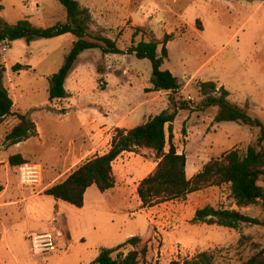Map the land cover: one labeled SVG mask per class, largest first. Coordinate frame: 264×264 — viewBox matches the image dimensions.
Wrapping results in <instances>:
<instances>
[{
  "label": "rangeland",
  "instance_id": "obj_1",
  "mask_svg": "<svg viewBox=\"0 0 264 264\" xmlns=\"http://www.w3.org/2000/svg\"><path fill=\"white\" fill-rule=\"evenodd\" d=\"M77 1L80 9L90 17V33L116 40L118 48L123 51H127L133 42L154 38L161 43L158 51L161 55L165 37L170 33L168 59L161 69L170 71L180 84L177 93L156 92L151 82L150 61L129 54L105 56L100 50L87 51L78 59L65 84L69 96L64 104L67 108L81 106L82 126L90 123L92 113L108 111L105 108H134L147 99L148 92H152L157 93L153 103L156 111L152 115L177 111L174 143L179 153L188 154L190 161H201L197 155L203 160L221 159L233 149L244 153L249 145L257 144L260 129L233 122L216 123L219 107L207 106V96L201 92V84L216 83V97L220 96L221 88L225 89L230 93L228 100L232 104L246 109L250 116L258 117L264 124V4L248 0ZM0 5L3 7L0 17L9 24L29 20L36 27L47 29L64 23L67 18L65 8L56 0H0ZM148 19L149 23L144 24ZM139 27L146 32L136 33ZM75 41L76 38L69 34L31 43L20 39L9 43L6 52L4 46H0V62L7 69L3 86L16 104L8 122L0 125V143L9 132L8 125L17 120L19 114L38 120L46 128L47 135L55 130L53 123L46 119L47 106L51 102L50 77L64 65ZM17 65H22V69L15 70ZM61 120L65 123L67 117ZM64 127L57 128L64 130ZM82 131L76 145L79 155L71 159L70 167L77 168L94 155L83 156L90 142V133ZM111 142L112 138L103 139L97 155L109 151ZM3 149L0 147V154ZM138 154L149 158L151 152L138 150ZM36 158L37 162L53 161L44 155ZM119 167L120 164H116L118 179L122 175ZM64 177L61 168L56 171L45 168L43 184L30 189L21 185L20 168H0V181L10 183L0 202L18 199L20 191L36 194L48 183L61 181ZM126 180L123 177L115 192L126 201L119 209L115 208L117 202H110L101 212L99 199L92 203L95 201L92 197L100 194L95 187L89 189L86 209L70 204H66L65 207L70 208L65 209L62 203L48 196H38L24 203L22 214L6 220L0 227V264H92L98 257L96 250L103 242L107 241L113 248L120 235L130 231L140 234L144 230L141 217L151 223L150 215L162 214L167 218L170 211L176 220L164 224V236H155L156 242L152 238L141 239L139 248L147 247L148 264H188L205 251L214 252L218 264H243L264 248V226L244 225L239 230H230L188 224L197 209V200L215 208H233L227 186L203 190L202 196L190 201L187 196L178 199V204H168L161 211L152 209L154 206L145 208L144 212L136 188ZM260 184L264 187L263 182ZM2 192L0 186V194ZM245 214L264 219L260 206L250 208ZM31 231L36 234L50 232L54 236L55 251L34 254L31 234L27 236ZM154 233L159 234V230L153 225V236ZM186 240L196 241L198 248L191 252L192 249L186 245L185 248L182 242ZM242 241L244 246L240 245ZM149 242L152 244L148 245Z\"/></svg>",
  "mask_w": 264,
  "mask_h": 264
},
{
  "label": "trees",
  "instance_id": "obj_2",
  "mask_svg": "<svg viewBox=\"0 0 264 264\" xmlns=\"http://www.w3.org/2000/svg\"><path fill=\"white\" fill-rule=\"evenodd\" d=\"M56 1L65 8L67 18L64 23L52 28H38L29 20L9 24L0 17V46L4 40L13 43L25 39L31 43L38 39H51L67 34L76 38L64 65L58 73L50 77V101L68 97L66 81L81 55L90 50H100L104 55L129 54L140 60H148L152 65L151 82L154 91L177 93L180 90L178 79L170 71L161 69L168 59L167 44L171 41V35L165 37L161 55L158 54L161 43L154 38L133 42L127 51H123L118 48L117 41L90 33V17L86 11L80 9L77 0ZM2 10L0 5V14ZM138 31L146 32L143 27H139L136 33ZM14 69L19 71L22 65H17ZM6 71V67L0 62V125L7 117L13 115L14 107L13 99L3 86ZM217 89L218 86L214 82L201 84V92L207 96V106L219 107L216 123L235 122L241 126L260 129L257 144L249 145L244 153L233 149L221 159H212L199 174L189 180L186 174L187 157L178 152L174 143V123L178 113L176 110L172 113L163 112L131 130L116 129L107 153L97 155L79 165L64 182L47 189L45 195L82 208L90 188L95 187L104 193L116 187L113 164L122 154L149 149L155 153L159 162L155 171L138 186L137 194L143 208L182 199L208 188L227 186L234 205L239 210L206 206L196 212L192 222L230 230H239L244 225L264 226V219L254 218L240 211L260 206L264 212V187L260 184L264 183V124L258 117L250 116L247 110L232 104L228 100L230 93L225 89L221 88L220 96L216 97L214 94ZM18 118L20 123L7 136V140L13 144L35 135L34 123L23 115H18ZM9 162L11 166H22L26 163L20 156L11 157ZM141 244V238L133 237L113 249H102L92 264H148V249L146 246L140 249ZM240 245L244 246L245 242L242 241ZM188 264H218L217 256L214 252L205 251L195 256ZM243 264H264V248Z\"/></svg>",
  "mask_w": 264,
  "mask_h": 264
},
{
  "label": "crops",
  "instance_id": "obj_3",
  "mask_svg": "<svg viewBox=\"0 0 264 264\" xmlns=\"http://www.w3.org/2000/svg\"><path fill=\"white\" fill-rule=\"evenodd\" d=\"M260 3L264 4V1H259ZM149 20H146L144 24H148ZM168 35H171L170 33H167ZM69 35V34H67ZM113 40V39H112ZM116 41V40H114ZM92 51V50H90ZM87 52V51H86ZM83 55V54H82ZM81 55V56H82ZM107 56V55H105ZM180 91V90H179ZM169 94L168 92H166ZM157 93H152L148 92L147 99L143 100L142 102L139 103L136 107L132 108L129 107L128 109L126 108L125 110H119V109H124V108H116V109H108L105 108L108 111L103 110L98 111V113H92L90 115L91 121L88 123L86 126H82L83 122L80 121V115L83 114L81 110V106L74 107V108H67L65 106L66 99H60V100H53L50 102V104L47 106L46 113L48 115V118L50 122L53 123V126L55 127V130L49 132V135H47L46 128L42 126L38 122V120H31L29 118H26L31 120L36 129H35V135L18 143V144H13L11 141L7 140V136L11 133V131L20 123L19 118L11 125H8L9 132L5 135V140H1L0 147H3V151L0 154V165H2L0 168H5L6 170H10V168L15 169V168H20L21 166H11L10 165V158L13 156H20L22 159L26 161V163H37L40 164L43 167V178L45 174V168L46 169H51L56 171V169H62L63 172H65V177L61 181H55L48 183L46 188L41 190L40 192L36 194H26L22 191H20V194L18 193L19 198L16 200H11V201H6V202H0V212L3 213V216L0 217V227H3L2 224L8 219H13V217H17L19 213L22 214L23 210V204L27 203L29 200L34 199L38 196H47L45 195V191L52 186L59 184L61 182H64L77 168L76 166L70 167L69 164L73 161V157L78 158L77 151L79 153V149L76 145H78V140H79V134L82 133V130H85L86 132L90 133V142H88L87 149H86V154L82 153L83 156H92L95 157L97 156V150L99 148V145L102 143V140H108V138H113V132L116 129H124V130H131L133 128H136L137 126H140L144 123H146L150 118H153L157 115H152L156 111V107L153 106V103L156 100V95ZM69 96V95H68ZM14 102V101H13ZM63 102V103H60ZM63 104L65 107H61L60 105ZM16 108V104L14 102V107H13V112L14 109ZM50 108V109H48ZM38 109V108H35ZM246 110V109H245ZM97 111L94 109V112ZM22 115V114H19ZM12 116V115H11ZM24 116V115H23ZM62 117H67V120L65 123H62L63 120H61ZM8 118V117H7ZM7 118L4 120V122L1 125H5L6 122H8ZM44 117H42L43 119ZM225 123V122H223ZM235 123V122H233ZM8 124V123H7ZM65 126L64 130H58V126ZM241 126V125H240ZM72 133H75L72 135ZM175 136V135H174ZM68 137V138H67ZM190 140V138H189ZM5 143V145L3 144ZM190 143H188L189 146ZM16 149V150H13ZM169 147L167 146L166 151L168 152ZM34 150V151H32ZM143 153L151 152V155L149 158H144L138 153H133V152H126L122 154L113 164V173L116 178V187L114 189H111L109 191H106L104 193L100 194L98 193L96 196H93L92 199H95V201H92V203H95L97 199H99V203H101V212L103 211V206L110 205V202H117L115 204V208L119 209L121 206H124L126 204V201H123L122 196L119 194H116L117 187L119 183L122 181L123 177L128 179L126 180L127 184L133 185L136 190L138 189L139 184L146 178L148 177L151 173L155 171V169L158 166L159 160L156 158V155L153 151L149 149H140ZM39 151V152H36ZM106 152L100 153L98 155H104ZM179 152V151H178ZM37 155H44V156H49L53 161L52 162H37L36 156ZM186 157L188 154H185ZM198 159L201 158V161H190L189 158L187 157V165H186V174L187 178L193 179L194 176L199 174L204 166L210 161V160H203L202 157L197 155ZM35 157V158H34ZM91 157V158H93ZM89 158V159H91ZM87 159L86 161H88ZM29 160H32L34 162H28ZM83 158L80 160L82 161ZM212 160V159H211ZM85 161V162H86ZM84 162V163H85ZM116 164H120L121 167L120 170L122 171L121 177L118 179L116 177ZM45 167V168H44ZM133 174V175H132ZM124 182V181H123ZM0 186L3 187V192L0 194V201L2 200L3 196L8 192L10 188V183H7V181H0ZM215 188V187H212ZM209 188V189H212ZM88 192L87 191L85 195V201L86 198L88 197ZM202 191L195 192L192 194H189L187 196V201H190V199H195L198 198L199 196H202ZM53 198L52 196H48ZM112 198V199H111ZM139 198V197H138ZM55 199V198H54ZM140 200V199H139ZM58 203H62V206H68L66 202L56 200ZM141 202V201H140ZM186 202V201H185ZM205 201L203 200H197L196 201V210L194 211L192 217L190 218V223L188 224H194L191 223L192 220L194 219V216L196 212L200 209H203V207L209 206V205H202L205 204ZM98 203V202H97ZM178 204L176 200L171 201V202H166L163 204H160L152 209L154 210H160L161 208H166L168 204ZM86 202L84 203V206L81 209H86ZM108 204V205H107ZM142 204V203H141ZM192 205V204H190ZM97 206V205H96ZM18 208V209H17ZM70 208V207H65ZM151 209V210H152ZM231 209H237L239 210L235 205ZM162 210V209H161ZM160 210V211H161ZM247 210H250V208L247 209H242L240 211L242 212H247ZM141 211H146L145 208H143ZM155 212V211H154ZM25 213H27L25 211ZM24 214V213H23ZM171 214V215H170ZM64 215V214H63ZM27 216V215H26ZM142 218V221L145 224L144 230L140 234H135L134 232L130 231L126 234H122L118 237L119 242H116L113 248L125 243L127 240L133 237H139L141 239H146L144 240H151V238L156 242L155 236H164V224L167 222H172L171 220H176L172 212L170 211L167 215V218H165L162 214L161 215H156L154 214L153 217L150 215V222L146 218ZM153 225L158 227L159 234L154 233L155 235H152V229ZM205 225V224H204ZM31 233H37V232H29L27 236H29ZM39 233V232H38ZM41 233V232H40ZM50 233V232H48ZM153 236V237H152ZM166 237V236H165ZM184 243V246L186 245L189 249H192L191 252H194L195 247H197V242L196 241H182ZM152 242H149L148 245H151ZM185 246V248H187ZM112 245L109 244L107 241L103 242L99 249L96 250L97 255L99 256L100 252L102 249H113ZM198 248V247H197ZM202 253V252H201ZM98 258V257H97ZM96 258V259H97Z\"/></svg>",
  "mask_w": 264,
  "mask_h": 264
},
{
  "label": "built area",
  "instance_id": "obj_4",
  "mask_svg": "<svg viewBox=\"0 0 264 264\" xmlns=\"http://www.w3.org/2000/svg\"><path fill=\"white\" fill-rule=\"evenodd\" d=\"M9 43V41L4 40L1 44V46H4L3 50L5 52ZM20 177L23 187L30 189L40 187L43 184V167L37 163H25L20 167ZM30 240L34 254L54 252L56 249L54 236L51 233H31Z\"/></svg>",
  "mask_w": 264,
  "mask_h": 264
}]
</instances>
